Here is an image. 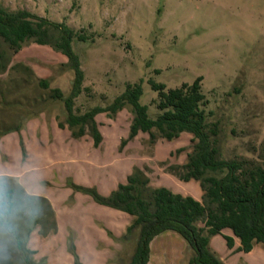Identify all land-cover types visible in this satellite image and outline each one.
Instances as JSON below:
<instances>
[{
  "label": "rangeland",
  "instance_id": "374dc122",
  "mask_svg": "<svg viewBox=\"0 0 264 264\" xmlns=\"http://www.w3.org/2000/svg\"><path fill=\"white\" fill-rule=\"evenodd\" d=\"M0 7L64 23L86 37L73 43L84 72L76 113L106 107L128 84L141 82L139 102L156 119L158 93L149 81L172 89L201 79L207 121L219 126L221 158L264 162V0H0ZM66 62L49 46L28 41L15 52L0 40V190L3 183L48 201L56 228L31 232L27 248L36 262L126 264L137 234L125 242L121 237L133 217L97 204L74 186L110 194L119 179L92 161L107 151L115 161L126 156L132 169H142L151 187L197 197L199 182H182L166 166L186 162L192 136L151 144L140 132L122 146L132 119L126 107L114 118L97 115L104 149L90 147L89 135L72 138L58 126L65 121L63 103L50 98V89L70 91ZM40 80L49 81L48 89ZM183 239L174 232L155 237L148 264H189L192 251ZM236 241L228 248L215 236L211 248L224 264H264L262 246L246 256Z\"/></svg>",
  "mask_w": 264,
  "mask_h": 264
},
{
  "label": "trees",
  "instance_id": "16d2710c",
  "mask_svg": "<svg viewBox=\"0 0 264 264\" xmlns=\"http://www.w3.org/2000/svg\"><path fill=\"white\" fill-rule=\"evenodd\" d=\"M0 40L15 52L21 45L33 41L49 46L66 57L62 67L72 73L68 94L50 89V98L63 103L65 121L59 128L69 129L71 137L89 135L94 147L102 141L96 116L102 113L114 118L128 107L132 115L128 137L121 145L133 140L138 133L149 136V143L157 138L168 142L182 133L192 136V151L182 165H166L167 172L182 182L195 180L202 191L201 200L173 193L167 188H154L139 167H133L126 183L119 184L108 196H101L95 188L74 186L99 205L133 217L123 242L137 234L133 254L126 264H148L150 243L158 235L174 232L184 238L192 251L189 264H224L209 248L213 236L229 229L239 240V252L249 253L255 243L264 245V162L222 159L218 147L217 123H208L203 106L201 79L192 84L166 89L164 84L149 81L158 93L156 119L149 118L147 107L139 100L143 94L141 82L128 84L124 92L106 107H93L83 113L75 112V100L84 91V72L74 42H85V36L64 23L53 22L26 10L8 12L0 7ZM39 86L48 89L49 81L40 80ZM0 190V264H42L33 259L34 252L27 248L31 232L40 228L42 234L55 231L51 207L47 200L27 195L23 190L6 187ZM224 237V236H223ZM228 248L233 239L224 237ZM76 264H79L76 261Z\"/></svg>",
  "mask_w": 264,
  "mask_h": 264
},
{
  "label": "crops",
  "instance_id": "0c3cea01",
  "mask_svg": "<svg viewBox=\"0 0 264 264\" xmlns=\"http://www.w3.org/2000/svg\"><path fill=\"white\" fill-rule=\"evenodd\" d=\"M97 117V116H96ZM95 120H96V118H95ZM98 129H99V131H100V133H101V135H102V141H101V143H100V145L98 146L99 148L101 147V148H105V135H103V132L101 131V129H100V126L98 125ZM56 142H59L60 144L63 142V141H56ZM92 142H93V140H92ZM77 145H78V143H76ZM94 145L92 144V143H90V147H93ZM89 150V149H88ZM126 156H123L122 158H119L120 160H118V162L117 161H115V159L114 158H117V157H114L113 156V153L112 152H109V154L107 153V151H106V153H104L103 155L101 154H97V153H95L94 154V156H93V159L94 160H92L94 163H95V165L97 166V169L98 168H100V169H102V168H110L111 169V171H112V174H114V175H116L117 176V178L119 179V180H117V182L115 183V184H113L112 186H111V188H110V192L112 191V190H115L116 188H117V186L119 185V184H124V183H126V179H127V176L130 174V172H131V169H132V167L129 165V159L128 158H125ZM115 162H117L116 164H115ZM192 181L193 180H190L189 182H186V183H191L192 184ZM195 181V180H194ZM171 182H173V181H171ZM169 183H170V181H169ZM160 186H158V187H154V188H159ZM200 187V186H199ZM198 196L197 197H193L195 200H198V201H200L201 200V196H202V191H201V189H200V192L197 194ZM182 196H186L187 197V195L186 194H183ZM111 209V208H110ZM114 210V209H113ZM128 215V214H127ZM130 216V215H129ZM129 226V223L128 222H126V228L125 229H127V227ZM229 229H224L223 231H222V233H221V235H216V236H220V237H222V239L224 240V237L225 236H227V237H231L232 239H233V242L235 243V242H237L236 240H237V238H235L234 236H233V234H232V232L230 231ZM125 231L124 230H122V234L124 233ZM166 233V232H165ZM165 233H162V234H165ZM162 234H160V235H158V236H161ZM157 236V237H158ZM224 236V237H223ZM214 238H215V236H213L211 239H210V241H209V248L211 249V251H213L212 249L213 248H211V246H212V241L214 240ZM218 244V243H217ZM238 245H240L239 244V242H238ZM237 245V246H238ZM257 246H262V248H264V245H262V244H260V243H255L254 245H253V249L249 252V253H244L246 256H250V255H252L253 254V252H254V250H255V248L257 247ZM34 258V257H33ZM151 262V256L149 257V263Z\"/></svg>",
  "mask_w": 264,
  "mask_h": 264
}]
</instances>
